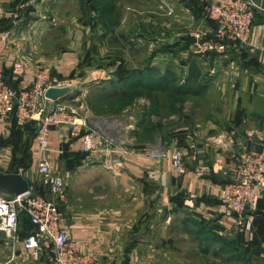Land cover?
Listing matches in <instances>:
<instances>
[{
	"label": "crops",
	"instance_id": "1",
	"mask_svg": "<svg viewBox=\"0 0 264 264\" xmlns=\"http://www.w3.org/2000/svg\"><path fill=\"white\" fill-rule=\"evenodd\" d=\"M248 1L255 9L247 44L230 45L223 55L198 56L190 50L189 31L200 23L209 25L204 13L207 0H135L133 4L113 0L112 13L96 14L101 43L97 42L95 68L82 67L78 51L72 47L49 59L43 49L28 44L29 28L17 26L16 22L21 24L18 19L5 28L10 3L0 0V70L8 85L28 86L36 72L47 70L61 80L81 82L82 87L95 80L100 103L121 100L120 88L126 85L146 90L133 101L135 108L136 103L145 105L139 111L143 120L133 121L139 118L134 111L107 122L116 108L111 114L100 111L89 119L90 126L96 123L98 129L94 128L100 130L95 138L100 149L90 156L81 152L66 127L52 128L48 135L52 150L41 152L33 126H17L12 118L0 121V171L10 172L21 161L19 172L42 195L48 193L37 167L41 156L64 177L67 200L60 207L59 227L77 243L87 264H202L200 258H205V264L222 260L226 264H264V195L245 215L252 231L243 232L240 247L254 246L250 262L228 260L225 254L204 255L198 248L192 261H175L174 255L166 257L159 251L154 236L175 212L221 233L235 228L236 215L219 212L222 166L238 152L264 144V0ZM118 4L128 10L130 25H122L126 11L119 13ZM14 61L24 64L22 72L12 69ZM185 85V92L175 90ZM202 94L212 103L222 102L223 110L207 113L203 120L195 116L191 123L181 122L185 113H196L186 109L189 99L185 96L194 99ZM160 118L164 122L156 124ZM147 128L152 134L144 137ZM168 135L175 138L161 139ZM113 144H123L133 152L160 145L168 157L185 148V172L175 171L169 158L112 154L108 147ZM199 167H204L201 175L196 172ZM27 226L23 218L17 232L0 230V264H54L49 247L41 246L37 258L24 249Z\"/></svg>",
	"mask_w": 264,
	"mask_h": 264
},
{
	"label": "built area",
	"instance_id": "2",
	"mask_svg": "<svg viewBox=\"0 0 264 264\" xmlns=\"http://www.w3.org/2000/svg\"><path fill=\"white\" fill-rule=\"evenodd\" d=\"M254 9L248 0H207L204 13L212 25L200 23L189 31L191 52L198 56L223 55L230 45H246ZM12 69L20 73L24 64L14 61ZM49 87H68L69 93L82 88L80 83L61 80L51 76L47 70L36 72L30 85L14 88L4 81L0 70V121L13 118L20 127L34 121L35 137L41 152L52 150L48 145L50 130L66 127L70 137L79 142L82 153L86 156L97 153L100 149L95 139L98 132L90 126L81 106L76 104L77 96L54 101L45 96ZM108 151L125 157L169 158L175 171L185 172L182 160L187 152L185 148L172 151L169 157L160 145H146L133 152L123 144H113L109 145ZM37 167L48 195L37 193L33 185L19 195L6 197L0 193V230L17 232L19 217L23 213L34 228L23 238V247L31 252L32 257L37 258L40 247L47 246L51 249L54 264H87V259L78 251L77 243L71 241L59 227L62 219L60 207L67 200L64 177L52 170L42 156L38 159ZM203 171L204 167L196 169L199 175ZM221 175L223 183L219 193V212L235 214L234 227L243 232L250 231L251 222L243 216V212L253 210L258 199L264 195V145L238 152L224 163Z\"/></svg>",
	"mask_w": 264,
	"mask_h": 264
},
{
	"label": "rangeland",
	"instance_id": "3",
	"mask_svg": "<svg viewBox=\"0 0 264 264\" xmlns=\"http://www.w3.org/2000/svg\"><path fill=\"white\" fill-rule=\"evenodd\" d=\"M8 1L10 3V12L8 13V15H10L7 17V19L10 21V25L13 19H18L21 24H19V22H16L17 26L24 25L26 28H29L27 38V42L29 45H36L43 49L47 53L49 59H52V56H59L61 52L72 47V50L78 51L82 67L86 66L97 68V42H100V40L97 39V13H95L94 9L90 7L96 4V0ZM117 2L123 4H133L135 3V0H117ZM104 4L109 11H112L111 6L113 5V0H104ZM117 7V11H119V13L121 12V14L123 13V9L126 11L124 12L126 18H122V25H130L128 10H126V8L124 7L123 9H121L119 4ZM52 37H55L53 40L54 43H52ZM93 83L90 84V86L87 85L85 87V85H83L84 87H78L76 90L72 91L73 95L77 96L75 98L77 100L76 104L81 106V110L84 115H86L88 122L89 119H95L96 116H98V112L100 111L111 114L113 108H116L117 111L114 113L113 116H108L109 118L107 119V122H114V120H120L122 118V115L127 116V114H134V111L138 113L137 117L139 118L138 120L133 121L139 122V119L141 120V118L143 120L144 114L139 111L145 105H143V103H136L137 108H135V106H133L135 105L133 101L135 100L134 93L143 94L144 92H146L145 89H134L129 92H126V96L123 97L121 100H108L106 103H100L97 101L98 88L96 87V84L98 83L95 82V80ZM204 95L205 94H202V96L199 95L198 97L195 96L194 99L193 96H185L187 100L189 99L186 104L183 101V103L186 105V109H190V111L195 109L194 111L196 113H185V118L180 120L181 122L184 121L185 123H191L195 116H200V120H203L204 116L207 113L218 112L223 110V108L221 107L223 104L222 102L212 103L208 101L207 96L205 97ZM183 103H180V105ZM98 106L102 107L103 109ZM183 106L181 105L180 108H182ZM120 108H124L125 111H121ZM105 109L108 111H104ZM162 122H164V120L160 118V120L156 124L160 125L162 124ZM147 123L149 125L150 120ZM92 125L93 127L97 128L96 123H92ZM100 126L103 127L104 125L99 124V127ZM99 131L100 130H98V132ZM150 131L151 130L147 128L145 132H143V136L149 137L150 134H152V131ZM163 138H167V140L171 141L175 138V136L168 135L162 137L161 139L163 140ZM155 144H157V142ZM159 226L155 225V227ZM196 229H200V233H198ZM251 231L252 230L250 229V232ZM240 234L243 235V231H240L237 227L224 231L223 233L219 232L218 230L215 231L213 228L209 227L207 223L204 224L203 221L197 222V220L191 217L185 218L183 214L179 212L171 214V217L169 218V221L165 228H158V230L154 231V236L158 241L157 243L160 244L159 251L161 253L164 251L166 253V257H168L169 254L170 256L174 255V257L176 258H173L172 260L175 261L176 259L187 258L192 261L193 257L196 256L194 255V252H197L198 249L204 255L208 253L212 255L213 251H217L218 247L224 245V242L220 241L217 237L237 241L240 239ZM162 243L164 244L163 246L161 245ZM237 248L238 250H235V244L232 247V251H234V257H246L248 253L250 254L255 252L253 251L254 246L250 244H248V247H243V250H241V247ZM229 253L231 252L228 251L224 254L228 255ZM255 255L257 254L255 253ZM254 259V261L258 260L256 256ZM204 260L205 258H202V260L200 258V262L202 264H205ZM206 262L208 263V261ZM210 264L216 263L211 262ZM217 264H226V261L222 260ZM227 264L231 263L227 262Z\"/></svg>",
	"mask_w": 264,
	"mask_h": 264
},
{
	"label": "trees",
	"instance_id": "4",
	"mask_svg": "<svg viewBox=\"0 0 264 264\" xmlns=\"http://www.w3.org/2000/svg\"><path fill=\"white\" fill-rule=\"evenodd\" d=\"M92 9H94V11H95V13H97L98 15L99 14H109V13H112V11L114 10V3H113V5L111 6V10L112 11H109L106 7H105V4H104V0H96V4H94L93 6H90ZM209 22V24L210 25H212V23H211V21H208ZM3 23H4V27L5 28H8L9 26H10V21L8 20V19H4L3 20ZM11 87H13V86H11ZM15 88V87H14ZM188 88V86L187 85H185V86H181V87H178V88H175V90L177 91V90H181L180 92H185V89H187ZM134 89H137V88H134V87H128L127 85L126 86H124V87H122V88H120V98L122 99L123 97H125L126 96V92H129V91H131V90H134ZM182 89H184V90H182ZM138 90V89H137ZM140 90V89H139ZM187 92V91H186ZM135 95L137 94V93H134ZM12 120H13V122L15 123V121H14V119L12 118ZM28 125H31V126H33V128H34V130L36 129V123L34 122V121H32V122H29V123H27L26 125H24V126H28ZM23 126V127H24ZM262 145H264V144H262ZM261 145V146H262ZM260 146V147H261ZM84 154V153H83ZM85 155V154H84ZM23 160H25V156H23L22 157V162H23ZM21 161H16L15 162V164H14V166H17L18 168L21 166ZM23 165V164H22ZM13 166V167H14ZM12 167V168H13ZM259 200V199H258ZM258 202V201H257ZM256 205H257V203H256ZM256 207V206H255ZM262 216V215H261ZM263 218H264V216H262ZM23 218H24V220L28 223V226H27V229H26V233H25V235H24V237L25 236H27L28 234H30L31 232H33V230H34V228H33V226H32V224L30 223V221H29V219L27 218V216L25 215V214H23V213H21L20 214V217H19V219H20V222H19V226H20V224L22 223V220H23ZM204 224H205V222H204ZM18 226V227H19ZM197 230V229H196ZM197 232L198 233H200V229H198L197 230ZM197 234V233H196ZM23 237V238H24ZM220 241H222V242H224V245H222V246H220V247H218L217 248V251L215 250V251H213V254H215V255H221V253H227L228 251L229 252H231V253H229L228 254V260H232V259H237V260H243V262H250V259H251V256H252V253H248V255L246 256V257H241V256H236V257H234V255H233V252L234 251H232V247L234 246V244H235V250H238V248L237 247H240V244H241V242L242 241H244L243 239H244V235H242V234H240L239 235V240H237V241H235V240H228V239H226V238H220V237H217ZM226 244V245H225Z\"/></svg>",
	"mask_w": 264,
	"mask_h": 264
},
{
	"label": "water",
	"instance_id": "5",
	"mask_svg": "<svg viewBox=\"0 0 264 264\" xmlns=\"http://www.w3.org/2000/svg\"><path fill=\"white\" fill-rule=\"evenodd\" d=\"M45 96L54 101H64L72 98L74 95L69 93L68 87H49L45 91ZM29 189V184L19 172V168L14 166L10 172L4 173L0 171V191L12 194L19 195L27 192ZM251 211L246 209L243 212V216L250 214ZM261 215L264 216V212H261ZM130 250V245L126 248V251Z\"/></svg>",
	"mask_w": 264,
	"mask_h": 264
}]
</instances>
